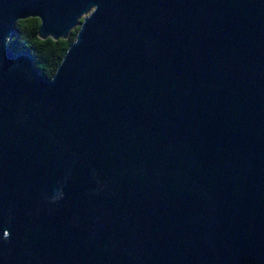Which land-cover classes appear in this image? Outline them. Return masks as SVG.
<instances>
[{
  "label": "water",
  "instance_id": "obj_1",
  "mask_svg": "<svg viewBox=\"0 0 264 264\" xmlns=\"http://www.w3.org/2000/svg\"><path fill=\"white\" fill-rule=\"evenodd\" d=\"M0 264H264V0H0Z\"/></svg>",
  "mask_w": 264,
  "mask_h": 264
},
{
  "label": "trees",
  "instance_id": "obj_2",
  "mask_svg": "<svg viewBox=\"0 0 264 264\" xmlns=\"http://www.w3.org/2000/svg\"><path fill=\"white\" fill-rule=\"evenodd\" d=\"M38 25L36 19L17 21L7 46L14 53L25 50L31 56L36 72L41 74L43 79L49 80L68 45L73 41L76 29L70 31L64 40H39L36 35Z\"/></svg>",
  "mask_w": 264,
  "mask_h": 264
},
{
  "label": "rangeland",
  "instance_id": "obj_3",
  "mask_svg": "<svg viewBox=\"0 0 264 264\" xmlns=\"http://www.w3.org/2000/svg\"><path fill=\"white\" fill-rule=\"evenodd\" d=\"M87 15V14H86ZM85 16V15H84Z\"/></svg>",
  "mask_w": 264,
  "mask_h": 264
}]
</instances>
